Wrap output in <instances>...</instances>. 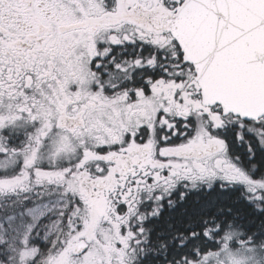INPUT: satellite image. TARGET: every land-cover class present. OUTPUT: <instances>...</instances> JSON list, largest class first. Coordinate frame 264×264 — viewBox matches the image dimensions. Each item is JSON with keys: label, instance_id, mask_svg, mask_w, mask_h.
Wrapping results in <instances>:
<instances>
[{"label": "snow or ice", "instance_id": "6c2138e0", "mask_svg": "<svg viewBox=\"0 0 264 264\" xmlns=\"http://www.w3.org/2000/svg\"><path fill=\"white\" fill-rule=\"evenodd\" d=\"M0 264H264V0H0Z\"/></svg>", "mask_w": 264, "mask_h": 264}]
</instances>
